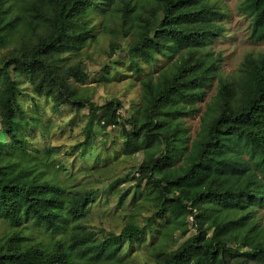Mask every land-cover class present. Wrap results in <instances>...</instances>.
Segmentation results:
<instances>
[{"label":"trees","instance_id":"16d2710c","mask_svg":"<svg viewBox=\"0 0 264 264\" xmlns=\"http://www.w3.org/2000/svg\"><path fill=\"white\" fill-rule=\"evenodd\" d=\"M90 10L105 13V19L121 18L120 33L131 36L128 69L134 76L154 55H188L155 84L151 78L141 81L144 108L121 132L122 155H143L141 178L161 201L158 214L167 215L158 232L180 233L176 249L149 250L155 264H264V217L258 213L264 204V54L247 57L238 80L218 78L215 102L202 116L189 152L182 136L169 135L217 79L214 61L202 54L207 40L221 32L209 0H0V44L41 30L0 63V126L12 140L0 143V220L14 231L0 241V264H123L121 244L144 242V229L132 224L118 236L93 240L78 224L91 193L66 202L68 192L43 179L37 168L27 166L30 170L13 176L16 165L2 153L12 148L17 156L28 154L21 129L29 128L16 120L19 90L11 71L27 79L36 95L87 110L88 125L95 119L105 127L120 125L121 102L95 106L80 98L70 78L82 83L86 75L59 64L60 55L80 49L93 35L84 19ZM239 10L250 19L249 39L264 43V0H243ZM189 217L193 234L185 224ZM28 223L50 234L63 231L65 238L30 244L17 231ZM229 241L238 247H229Z\"/></svg>","mask_w":264,"mask_h":264},{"label":"rangeland","instance_id":"374dc122","mask_svg":"<svg viewBox=\"0 0 264 264\" xmlns=\"http://www.w3.org/2000/svg\"><path fill=\"white\" fill-rule=\"evenodd\" d=\"M209 1L218 13L216 25L221 32L207 40L202 54L214 61L217 79L204 90L203 99L196 101L191 112L182 115L178 125L174 123L169 131L171 138L182 136L187 152L200 131L202 116L215 102L218 78L231 83L238 80L244 60L247 57L257 59L264 54V43L249 39L250 19L239 10L243 0ZM99 10H90L84 17L86 27L92 29L91 38L80 49L60 55L59 64L86 75L82 83L70 78V84L76 87L80 98L89 99L95 106L110 100L120 101L123 107L120 125L105 127L96 119L88 125L87 110L70 105L58 106L52 97L36 95L27 79L11 71L19 90L15 103L18 112L16 120L22 127L29 128L27 131L21 129L28 154L17 156L20 153L13 154L12 148L2 150V153L12 165H16L13 176L22 169L30 170L27 166L37 168V174L43 179L68 192L66 202L91 193L85 214L78 224L92 234L93 240L100 242L110 236H118L130 224L144 229L145 238L141 245L127 241L121 244L119 261L123 264H155L149 250L176 249L181 244L180 233L162 235L158 232L164 226L167 215L158 214L162 209L161 201L146 180L141 178L139 161L143 155H122L120 149L125 140L121 132L125 121L133 115L137 116V112L140 114L144 108L146 101L141 81L151 78L155 84L164 72L170 74L175 71L188 55H154L151 64L140 63L141 74L134 76L128 69L130 34L120 33L121 18L105 19V13L101 14ZM40 32V29L37 30L38 36ZM38 36L24 39L19 33L7 43L0 44V63L4 58L21 52L24 43ZM125 128L130 129L129 126ZM11 141L0 126V143ZM180 163L172 167L177 168ZM258 213L264 217V204ZM185 224L193 234L190 217ZM17 231L30 244H48L65 238L61 237L63 231L50 234L32 223ZM13 232L0 220V241ZM228 246L236 248L238 243L229 241Z\"/></svg>","mask_w":264,"mask_h":264}]
</instances>
